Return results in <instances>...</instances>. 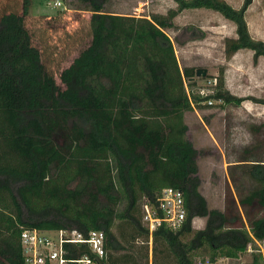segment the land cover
Instances as JSON below:
<instances>
[{"label":"trees","instance_id":"16d2710c","mask_svg":"<svg viewBox=\"0 0 264 264\" xmlns=\"http://www.w3.org/2000/svg\"><path fill=\"white\" fill-rule=\"evenodd\" d=\"M107 1L76 0L73 19L86 21L87 31L64 33L45 46L48 30L69 21L47 17L33 34L26 24L30 0H0V202L8 193L17 207L8 264L20 260L21 225L84 234L102 229L107 264L237 257L250 242L264 240V160L229 163L235 194L228 187L222 209L208 206L199 189L200 150L183 119L193 102L201 104L187 90L195 86L196 69L179 67L165 29L185 10L214 11L235 26L236 36L224 39L226 59L250 50L257 62L264 40L250 34L245 19L253 0L238 8L225 0H173L175 8L149 17L107 10ZM82 37L88 43L80 47ZM57 48L59 58L48 57ZM216 77L212 97L235 105L244 100L225 88L223 70ZM237 168L246 188L237 182ZM167 186L181 190L186 216L178 228L156 225L149 256L142 204H156ZM194 217H205L204 226L194 229Z\"/></svg>","mask_w":264,"mask_h":264},{"label":"rangeland","instance_id":"374dc122","mask_svg":"<svg viewBox=\"0 0 264 264\" xmlns=\"http://www.w3.org/2000/svg\"><path fill=\"white\" fill-rule=\"evenodd\" d=\"M54 1L30 0L28 8L26 24L33 34L48 24L47 17L53 16L61 21H69L59 29L48 30L45 46L57 44L64 33L87 31L86 21L73 19L75 14L73 11L77 7L76 0H60L62 2L60 7H54ZM225 1L235 8L240 7L243 2ZM106 7L115 13L149 17L152 13L165 15L169 9L176 7V3L173 0H108ZM245 19L250 34L254 38L264 40V0H253L247 9ZM172 22L173 27L166 28L165 32L173 41L179 67L207 70L205 77L194 75L195 86L187 90L196 94L197 86L203 83V79L216 77L219 71L223 70L225 88L232 95L244 99L236 105L221 101L206 106L193 102L194 109L185 111L183 115L188 125L187 136L200 150L197 156L198 174L201 178L199 189L206 197L209 207L222 209L225 206L224 198L228 187L235 194L234 185L228 175L231 169L228 164L242 157L264 160V104L256 102L264 100V58L261 57L254 62L252 51L240 50L230 59H226L224 39L236 36L235 26L214 11L185 10ZM34 37L36 38L35 35ZM83 39L85 40L79 43L80 47L88 43V38ZM174 39H177L178 43ZM41 46L44 49L43 45ZM77 50L79 49L76 47V51L74 49L68 58L70 59ZM59 51V48L57 53L49 50L48 57L54 53L55 59H58L61 55ZM45 55L47 56V51ZM184 81L187 85L188 80ZM241 174L239 168L234 169L237 182L246 188L249 182ZM16 214V204L7 193L3 202H0V254L8 252L6 255L9 257H2L4 261L2 264H8L14 255L12 247L15 241ZM142 220L146 224L144 219ZM204 222L205 217H194L192 226L194 229L200 228L204 226ZM49 232L51 233V230H45L44 233ZM135 242L140 243L139 239ZM205 261L206 257L202 255L193 257V264H204ZM253 262L264 264V240L250 242L247 249L237 257H218L210 264Z\"/></svg>","mask_w":264,"mask_h":264},{"label":"built area","instance_id":"2783aa9c","mask_svg":"<svg viewBox=\"0 0 264 264\" xmlns=\"http://www.w3.org/2000/svg\"><path fill=\"white\" fill-rule=\"evenodd\" d=\"M62 2L55 0L54 7ZM217 86V77L203 79L197 86L201 103L211 106L221 102L213 96ZM143 219L148 226V250L152 251V230L160 222L170 228H178L183 223L186 211L181 190L167 186L162 188L156 198V204L144 200ZM20 260L17 264H107L105 233L102 229H90L87 234L76 229L40 228L20 226ZM51 230V233H44ZM204 264L212 262L206 260Z\"/></svg>","mask_w":264,"mask_h":264},{"label":"water","instance_id":"95a60500","mask_svg":"<svg viewBox=\"0 0 264 264\" xmlns=\"http://www.w3.org/2000/svg\"><path fill=\"white\" fill-rule=\"evenodd\" d=\"M206 74H207V70L206 69H202V68L197 69L196 73H195V75L197 77H205Z\"/></svg>","mask_w":264,"mask_h":264}]
</instances>
